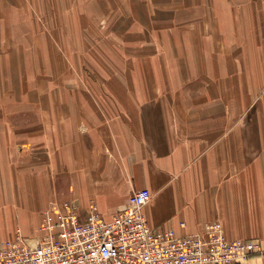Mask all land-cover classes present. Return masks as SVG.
<instances>
[{"label":"crops","instance_id":"obj_1","mask_svg":"<svg viewBox=\"0 0 264 264\" xmlns=\"http://www.w3.org/2000/svg\"><path fill=\"white\" fill-rule=\"evenodd\" d=\"M68 3L47 28L56 44L4 62L0 245L66 200L109 218L148 187L153 227L220 220L228 238L260 241L239 264H264V0ZM39 76L51 91L31 85ZM28 163L49 168L29 176Z\"/></svg>","mask_w":264,"mask_h":264},{"label":"built area","instance_id":"obj_2","mask_svg":"<svg viewBox=\"0 0 264 264\" xmlns=\"http://www.w3.org/2000/svg\"><path fill=\"white\" fill-rule=\"evenodd\" d=\"M151 198L148 187L138 188L109 218L94 200L84 218L66 200L45 212L37 234L17 229L3 241L0 264H239L261 250L259 240L228 238L220 220L185 235L153 227L143 211Z\"/></svg>","mask_w":264,"mask_h":264},{"label":"rangeland","instance_id":"obj_3","mask_svg":"<svg viewBox=\"0 0 264 264\" xmlns=\"http://www.w3.org/2000/svg\"><path fill=\"white\" fill-rule=\"evenodd\" d=\"M67 1L69 2L68 4H70L71 8L75 7L76 9V7L79 8L81 6V11H84L85 8L89 10L90 9L89 6L96 5L95 3L96 0H92V5L87 4L91 0H71V1L70 0H11V1L7 0L9 4L7 2L4 3L2 2V0H0V78L3 75V67L5 65L4 62H7L9 60L14 61L15 59L14 55L20 53L19 48L25 46L28 50H30L34 45L35 47H38L36 43H38L39 45H44V46H47L48 44L52 45V43H55V41L52 38V35H50L47 28L51 25L52 21H54V19L59 16V14L57 13L58 12L57 10L61 9V7L66 8V6H68L66 5ZM37 4L41 6L42 8H40ZM24 11L26 15L24 14ZM21 13L22 15H24L23 18H20V16H18ZM100 25L101 23L97 24V28H99ZM43 30H44V33H46L44 34L46 36L38 35V33L40 34V31H43ZM35 31L37 35L34 34ZM55 36H56V40L59 43V46L60 47L62 46V48L69 54L67 47L64 41L62 40V37L59 34H56ZM60 53L62 54V52ZM61 56H64V55L62 54ZM64 58L66 60L67 66L71 68L73 71H75L73 65L70 64V62L66 59V57ZM15 64L16 65L18 64L16 60H15ZM28 69L29 71H32L30 70V68ZM65 70L66 69L64 68L63 71ZM13 71H14V68H13ZM32 72L34 73V75L41 74V75L46 76V75H51L52 69L48 68L44 71V73L36 72L34 70ZM13 75L15 74L13 73ZM6 77H9L7 76V73H6ZM23 80H25L26 83L28 81L26 80L25 77ZM50 81H51V78L50 80H47V77L39 76L35 80V82H33L31 85L35 87V89L40 93L51 91L50 89L51 84H47V82H50ZM31 85H29V88H30L29 90H34V88H31ZM9 86L11 87V90L14 94L15 89L17 88L16 85L10 84ZM63 86L66 88L68 85H63ZM29 105H30L29 107L34 106L31 104ZM31 146H32L31 150L34 151L32 149L33 144ZM33 160H36V156L33 157ZM27 165H28L27 171L29 173V176L36 173V171H40L41 165L44 168H47V167L49 168V165H43V164L39 165L36 163H28ZM18 166L19 164L16 165L17 173L19 172ZM14 172H16V170H14Z\"/></svg>","mask_w":264,"mask_h":264}]
</instances>
